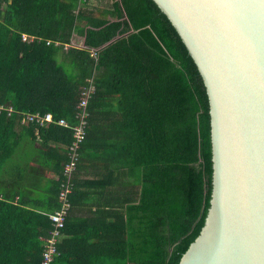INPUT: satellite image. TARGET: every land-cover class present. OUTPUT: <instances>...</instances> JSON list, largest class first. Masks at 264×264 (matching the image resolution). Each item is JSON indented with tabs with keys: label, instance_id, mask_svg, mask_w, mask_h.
Wrapping results in <instances>:
<instances>
[{
	"label": "trees",
	"instance_id": "obj_1",
	"mask_svg": "<svg viewBox=\"0 0 264 264\" xmlns=\"http://www.w3.org/2000/svg\"><path fill=\"white\" fill-rule=\"evenodd\" d=\"M86 1L0 0V104L13 109L0 112V264H41L72 140L68 127L21 125V115L75 123L89 79L70 212L82 197L76 171L97 142V264H177L210 194L201 77L153 0ZM60 246L53 264L67 259Z\"/></svg>",
	"mask_w": 264,
	"mask_h": 264
},
{
	"label": "water",
	"instance_id": "obj_2",
	"mask_svg": "<svg viewBox=\"0 0 264 264\" xmlns=\"http://www.w3.org/2000/svg\"><path fill=\"white\" fill-rule=\"evenodd\" d=\"M153 1L208 105V208L177 264H264V0Z\"/></svg>",
	"mask_w": 264,
	"mask_h": 264
},
{
	"label": "crops",
	"instance_id": "obj_3",
	"mask_svg": "<svg viewBox=\"0 0 264 264\" xmlns=\"http://www.w3.org/2000/svg\"><path fill=\"white\" fill-rule=\"evenodd\" d=\"M109 3L111 2L105 6L98 3L90 6L87 0L82 7L89 10L108 8ZM83 41L84 37L80 34H73V44L82 46ZM93 130L97 132V121L93 124ZM86 153L88 155L84 153L76 171L82 197L69 212L68 223L60 243L63 255L67 258L64 264H97V142L88 146ZM41 206L50 209L47 202L41 203Z\"/></svg>",
	"mask_w": 264,
	"mask_h": 264
},
{
	"label": "built area",
	"instance_id": "obj_4",
	"mask_svg": "<svg viewBox=\"0 0 264 264\" xmlns=\"http://www.w3.org/2000/svg\"><path fill=\"white\" fill-rule=\"evenodd\" d=\"M27 36L24 34L22 39ZM93 54H95L93 52ZM94 92L92 80L89 79V84L82 88L80 98L76 105L77 112L75 114L76 122L73 124L67 123L64 119L54 120L52 114L47 113L41 115L39 113H23L21 115V125H40L57 124L71 129L72 140L67 149L68 159L63 165L62 179L59 184L58 191V207L56 210L48 214L50 219V231L47 237H44V247L41 264H53L55 257L59 254V245L64 235L66 219L69 216L71 201L70 195L73 190V174L76 170L79 160V147L86 137V128L88 124V101ZM4 110L7 115L13 113L11 106H3L0 104V112Z\"/></svg>",
	"mask_w": 264,
	"mask_h": 264
},
{
	"label": "rangeland",
	"instance_id": "obj_5",
	"mask_svg": "<svg viewBox=\"0 0 264 264\" xmlns=\"http://www.w3.org/2000/svg\"><path fill=\"white\" fill-rule=\"evenodd\" d=\"M112 1H114V0H97L96 2H94L93 0H89V5L94 6V5H97V3H98L102 6H105L106 4L108 5V2H112ZM110 4L111 3H109V5Z\"/></svg>",
	"mask_w": 264,
	"mask_h": 264
}]
</instances>
